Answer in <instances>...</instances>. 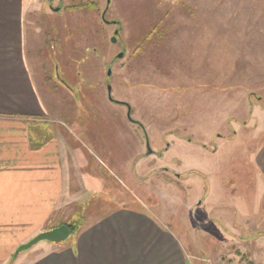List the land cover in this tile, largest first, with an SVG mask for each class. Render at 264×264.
Wrapping results in <instances>:
<instances>
[{"label": "rangeland", "instance_id": "rangeland-1", "mask_svg": "<svg viewBox=\"0 0 264 264\" xmlns=\"http://www.w3.org/2000/svg\"><path fill=\"white\" fill-rule=\"evenodd\" d=\"M251 1L23 0L53 94L50 121L82 143L93 176L74 231L94 209L141 206L177 230L201 264H264L254 165L264 56L245 22Z\"/></svg>", "mask_w": 264, "mask_h": 264}, {"label": "crops", "instance_id": "crops-1", "mask_svg": "<svg viewBox=\"0 0 264 264\" xmlns=\"http://www.w3.org/2000/svg\"><path fill=\"white\" fill-rule=\"evenodd\" d=\"M22 4L0 0V264H201L177 230L141 206L94 209L65 241L18 253L39 234L71 226L93 197L82 143L50 121L53 94L44 90L36 30L19 12ZM250 11L245 22L253 25L255 53L264 56V0H252ZM195 19L205 28V18ZM261 135L254 165L264 196V130Z\"/></svg>", "mask_w": 264, "mask_h": 264}, {"label": "water", "instance_id": "water-1", "mask_svg": "<svg viewBox=\"0 0 264 264\" xmlns=\"http://www.w3.org/2000/svg\"><path fill=\"white\" fill-rule=\"evenodd\" d=\"M56 11H59V10L56 9ZM115 35H118V31L115 33ZM114 41H116V38H114ZM122 56H123V54L120 57H122ZM110 74H111V72H110ZM110 91H111V89H110ZM149 153L151 154L152 151H150ZM70 234H71V229L67 225H62L56 229L46 231V232L39 234L34 239H32L29 243L21 246L18 250V253H20L22 251L29 250L34 245H36L42 241H49L52 243H61V242L65 241L70 236Z\"/></svg>", "mask_w": 264, "mask_h": 264}, {"label": "flooded vegetation", "instance_id": "flooded-vegetation-1", "mask_svg": "<svg viewBox=\"0 0 264 264\" xmlns=\"http://www.w3.org/2000/svg\"><path fill=\"white\" fill-rule=\"evenodd\" d=\"M50 1H53V0H50ZM93 2V1H92ZM94 3V4H93ZM91 5L92 6H95V1L93 2ZM87 5H89V4H87ZM51 8L54 10V11H56V9H54L52 6H51ZM59 11H57V12H60L61 11V9L60 8H57ZM105 22H107V23H109V22H111V21H109V20H105ZM121 22H119V21H113L112 22V24H113V26L116 28L115 29V32H114V34L118 31V35L120 34V31H121V27H122V24H120ZM117 35V36H118Z\"/></svg>", "mask_w": 264, "mask_h": 264}, {"label": "trees", "instance_id": "trees-1", "mask_svg": "<svg viewBox=\"0 0 264 264\" xmlns=\"http://www.w3.org/2000/svg\"><path fill=\"white\" fill-rule=\"evenodd\" d=\"M69 228L71 229V233L74 231V228H76V227H74L73 225H71V226H69Z\"/></svg>", "mask_w": 264, "mask_h": 264}]
</instances>
